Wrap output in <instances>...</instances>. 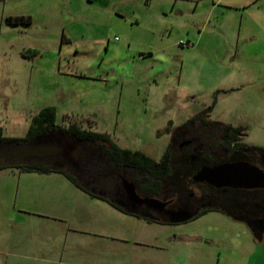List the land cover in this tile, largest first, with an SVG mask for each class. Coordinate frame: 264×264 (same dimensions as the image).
Listing matches in <instances>:
<instances>
[{"label":"rangeland","instance_id":"1","mask_svg":"<svg viewBox=\"0 0 264 264\" xmlns=\"http://www.w3.org/2000/svg\"><path fill=\"white\" fill-rule=\"evenodd\" d=\"M22 15L31 22L8 21ZM215 98L208 118L247 125L248 143L264 147V0H0L3 136L24 137L52 105L58 125L104 132L159 160L171 131ZM118 221L127 264H163L136 257L160 250L134 239L165 243L167 256L203 257L192 264H264V238L218 212L175 226L127 214ZM38 231L41 264L68 263L58 230Z\"/></svg>","mask_w":264,"mask_h":264},{"label":"flooded vegetation","instance_id":"2","mask_svg":"<svg viewBox=\"0 0 264 264\" xmlns=\"http://www.w3.org/2000/svg\"><path fill=\"white\" fill-rule=\"evenodd\" d=\"M214 121L210 118L198 119L171 131L170 144L180 152L175 158L177 166L156 191L142 189L125 166L111 160L109 150L112 143L109 141L80 139L73 134L52 130L29 141L0 139V151L33 144L54 146L56 149L52 152H29L24 156L7 158L9 163L4 166L35 161L48 163L54 168L75 173L91 191L107 197L121 206L123 211L151 222L179 224L218 212L242 224L256 239L262 240L264 147L248 143V131L235 134L233 128L220 126ZM225 163L255 167L259 185H218L195 178L202 168ZM129 183L134 185L141 201L133 195ZM184 216L191 218L174 220Z\"/></svg>","mask_w":264,"mask_h":264},{"label":"crops","instance_id":"3","mask_svg":"<svg viewBox=\"0 0 264 264\" xmlns=\"http://www.w3.org/2000/svg\"><path fill=\"white\" fill-rule=\"evenodd\" d=\"M121 214L142 218L91 195L62 172L0 171V264H41L48 259L45 242L40 241L38 233L47 226L60 233L57 240L61 256H68L66 264H127L130 251L117 243L129 240L125 223L118 221ZM183 233L187 235L182 232L177 237L184 238ZM134 241L140 248L160 250L143 255L140 249L134 254L140 260L149 258L163 264L203 262L202 256L186 255L181 259L171 253L164 255L168 249L165 243ZM165 256L168 259L163 260Z\"/></svg>","mask_w":264,"mask_h":264},{"label":"trees","instance_id":"4","mask_svg":"<svg viewBox=\"0 0 264 264\" xmlns=\"http://www.w3.org/2000/svg\"><path fill=\"white\" fill-rule=\"evenodd\" d=\"M8 21L11 23L19 22H31L30 16H10ZM218 90L216 93L221 92ZM216 103V98L213 103L205 110L200 113L194 114L187 121H185L182 126L191 124L193 121L198 119H206L210 116L211 111ZM57 110L55 106L48 105L43 107L38 114H36L30 125L27 134L24 137H6L2 134V128L0 127V139L9 142H23L29 141L31 139L42 136L52 130L61 131L64 133L73 134L80 139H93L96 141H109L112 143V148L109 150V157L111 160L118 165H123L126 167L127 172L140 184L141 188L147 191H156L162 187L163 180L168 177L171 173L175 171V166L177 162L175 158L178 156L179 149L172 144L168 146L165 150L161 159H156L142 150H132L129 148H122L112 140H110L108 134L95 130H85L80 128L76 123L70 124L67 127L60 126L56 122ZM214 123L233 128V133H239L240 131H248L247 125H233L231 123H223L221 121H214ZM181 126V127H182ZM180 127V128H181ZM9 167V166H3ZM0 167V168H3ZM10 167L18 168L22 171H37V172H51L58 171L64 173L76 186L89 192L93 196H97L108 200L111 204L117 208L123 210L121 206L111 201L107 197L91 191L86 187L83 182L78 178V176L66 169L54 168L48 163L44 162H31L18 165H10Z\"/></svg>","mask_w":264,"mask_h":264},{"label":"water","instance_id":"5","mask_svg":"<svg viewBox=\"0 0 264 264\" xmlns=\"http://www.w3.org/2000/svg\"><path fill=\"white\" fill-rule=\"evenodd\" d=\"M56 149L51 145L33 144L29 146L12 147L7 151H0V167L7 165L9 162L7 158H13L15 156H24L31 153H47ZM257 177V169L253 166L242 163H225L215 167L206 166L202 168L196 175L197 180H208L218 185H246L255 186L259 185ZM129 187L133 195L140 200L137 195L135 187L132 183H129ZM154 199V198H148ZM141 201V200H140ZM134 211V210H132ZM191 218V216H184L176 221H183Z\"/></svg>","mask_w":264,"mask_h":264}]
</instances>
